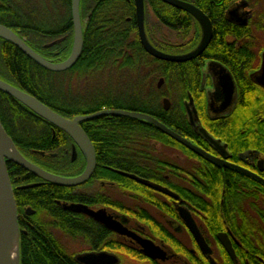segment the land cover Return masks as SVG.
Here are the masks:
<instances>
[{
    "label": "trees",
    "instance_id": "1",
    "mask_svg": "<svg viewBox=\"0 0 264 264\" xmlns=\"http://www.w3.org/2000/svg\"><path fill=\"white\" fill-rule=\"evenodd\" d=\"M234 1L192 0L191 2L201 9H205V5L210 8L209 10L218 8L220 13V9L225 10ZM71 2L72 0H0V25L25 38L31 49L43 56L49 55L53 50V61L58 62L69 56L72 47ZM144 2L146 7L156 13V22L149 25V22L147 23L146 32L149 41L159 50H170L162 42L153 43L152 40L163 37L160 28L166 23L162 13L172 8L158 0H144ZM134 9L133 0H80L83 49L77 63L65 72L54 73L39 67L12 44L0 39V79L29 93L44 105L53 108V111L62 117L73 118L102 109L126 110L128 106L118 102L119 93L123 95L122 92L130 87V82L122 83L119 90L116 75L121 73L124 82L131 80V77H128L131 74L133 90L143 97L146 94L144 88H148L151 102L150 107L133 105L131 111L147 114L179 133L182 118L178 113L175 120L165 119L158 116V110L151 108L155 106L160 109L163 97H167L173 103V100L175 101L180 95L178 91L183 86V79L179 73L185 72L182 69L184 65L149 57L140 47L138 40L131 38L132 35L136 36ZM171 11L175 12L173 9ZM217 18L216 12L215 19ZM226 32L221 27H216L215 36L205 55L210 58L217 55L225 56L223 59L228 69L235 82L242 88L244 99L237 113L239 122L234 126L233 131H229L226 120L221 126L215 124L213 127L214 123L208 122L207 125L204 123L203 127L211 135L224 141L230 138L236 139L241 133V135L264 137V93L249 83L246 77L240 78L243 76L242 71L246 75L248 70L254 68L255 53L251 50L252 38L242 37L245 41L242 45L247 50L244 49L241 54L242 52L235 49L234 53H236L233 54L232 47L220 44V38ZM58 40V43L49 46L52 47L51 49L43 47ZM130 54L136 58L135 62L129 61ZM193 76L195 74L191 75L192 80ZM161 78L164 79L165 85L163 89L157 90L156 82ZM89 81L93 83L102 81L111 85L110 90H106L104 95L95 97L97 99L91 103L92 105L90 104L91 106L87 104L86 93L83 90L85 88L82 91L77 90L78 86H85ZM113 85L117 87L114 92ZM186 86L184 84V87ZM71 93H78V99L70 98ZM81 94L84 95V100ZM126 96L127 93L123 95L125 98ZM42 120L17 101L0 92V122L17 150L30 162L56 175L70 176L78 172V165L72 164L69 156L64 153V149L69 147L72 139L64 131H57L53 142H50L47 134H44L45 126ZM242 123L249 124L248 130L243 128ZM31 124L33 128L29 126ZM35 124L41 129L36 133H34ZM81 128L92 141L99 166L134 174L169 187L189 205L192 211L199 214V227L203 235L214 237L225 228H229L235 234L242 247L241 253H237L238 264H245V259L248 264H264V220L259 223L252 219L248 212L261 215V211L258 208L247 209L240 204H233L229 198L230 192L224 183V176L188 174L172 160L161 157L158 150L150 146L149 141L154 145L159 144L176 151L182 150V147L141 120L101 116L81 123ZM37 138L46 142L37 141ZM52 147L53 158L45 155L51 152ZM30 149L45 156L32 155L29 153ZM6 170L10 181L15 180L16 184L20 183L18 180L21 178L27 180L32 178L31 174L12 163L6 164ZM164 176L168 178L165 179ZM102 177H105V180H110L108 177L114 178L115 181L112 179L111 181L115 183L117 181L125 191L138 189L144 193L142 196L144 199L156 202L161 198L155 192L140 187L128 178L108 171H105ZM52 188L53 195L49 190ZM68 191L69 189L65 187L51 184L25 191H13L17 215L21 213L24 202L33 207L43 206L49 209L48 214L43 212L44 209L40 211L38 209L39 212L42 211L39 220L33 219V223L24 226L26 236L20 233V264H75L73 255L67 254L65 246L58 239L53 238L52 233L75 237L82 232L81 226L79 227L73 218L75 216L56 209L54 205L52 208V200L69 199L65 198ZM241 199L240 197L239 200ZM73 200L82 202L81 197H74ZM46 215L50 223L45 222ZM20 224L22 225L21 222ZM105 238V242L108 241L107 247L128 252L124 246H116L112 240L109 241L111 239L109 234Z\"/></svg>",
    "mask_w": 264,
    "mask_h": 264
},
{
    "label": "flooded vegetation",
    "instance_id": "2",
    "mask_svg": "<svg viewBox=\"0 0 264 264\" xmlns=\"http://www.w3.org/2000/svg\"><path fill=\"white\" fill-rule=\"evenodd\" d=\"M178 1L196 7L199 11L203 13V15H205L211 25V39L202 54L196 57L195 59L182 63H173L178 65H184L182 69L185 72L179 73L183 79V86H181L182 88H179L178 92L180 95L176 98L175 101L173 100V103L167 97H163L161 99V108L158 109V116L163 117L165 119L175 120L178 113V115L182 118V121L180 120V132L177 133L173 129L171 130L179 134L181 137L185 138L187 141L191 142V144L197 146L199 149L208 154L211 158L217 160L219 163H217V165L213 164L203 159L202 157L196 155L181 144L179 145L182 147V150L176 151L174 149H169L167 147L161 146L159 144L154 145V143L151 141H149L148 143L151 147H155L158 150V153L161 157L167 160H172L173 162L178 164L184 172H188V174H219L221 176H224V183L226 185V189L230 192L229 198L231 199L232 203L235 205L240 204L242 207L247 209L258 208V210L261 211V215H254L252 212H248L250 213V217L252 219L260 223L262 220H264V137L249 136L246 134L241 135V133L240 136H238L236 139L230 138L227 139V141H224L222 138H218L211 135L203 126H205L204 123L207 125L208 122L214 123L212 124L213 127L215 126V124L221 126L226 120V124L229 127V131H233L234 126H236V124H238L239 122L237 113L240 103L244 99L242 96V88H240V86L235 82L232 73L228 69L225 60L223 59L225 56L217 55L212 56L210 58L209 56L205 55V52H207L215 36L216 27H221L222 30L227 31L225 34L222 35V38H220V44H222V46L224 45L225 47H232L233 54L236 53H234L235 49L236 51L242 52L241 54H243L244 49L247 50L246 47L242 45L245 44V41L244 39H242V37L250 36L252 38L253 48L251 50L253 53H255V62L253 65L254 68L248 70L246 75L245 73L243 74L242 71L243 76H241L240 78L246 77L249 83L254 85L256 88H259L264 93V90L261 87L257 86L252 79V76L260 68L261 54L264 51V47L262 48V46L264 45V0H235L225 10L224 8L223 10L220 9L221 14L218 12V8H211L212 10H209L210 8H208L207 5L204 6L205 9H201L195 6V4L191 2L192 0ZM171 8L175 12H172V9H167L164 10V12L162 13L163 20L166 23V25L161 26L160 28L163 33V37L161 39L152 40L153 43H156L157 41L162 42V44L165 45L166 48H170V50H159L149 41L146 32V29L148 27L147 23L149 22V25L156 22V13L153 9L146 7L144 2L143 27L145 37L150 46H152L154 49L163 54L172 56H185L191 54L196 49H198V47L204 40V26L189 13L173 7ZM216 12L218 13V20L215 19ZM134 20L136 36L134 37V35H132L131 38H136L140 44V47L142 48L138 34L136 16L134 17ZM243 22H245V24ZM218 34L220 35L221 33ZM21 39H23L27 44L25 38ZM51 44L52 42L45 44L43 47L45 49H51L52 47H49L52 46ZM27 46L29 45L27 44ZM142 50L144 51L143 48ZM220 53L219 55H221ZM37 54L44 58L47 62L55 64L61 63L68 58L67 57L64 60L54 62L52 58L53 50H51L49 52V55L47 56H43L41 53ZM148 56L151 57L150 55ZM228 56L230 57V55ZM135 60L136 58L130 54L129 61L135 62ZM211 62H214V64L223 67L231 75L235 83L236 90L234 102L232 104L231 109L226 114H218V111L221 107V99L216 96V92L214 89V83L216 80L218 69L216 65L212 66L209 69L207 65ZM192 74H195V76H193V80L191 78ZM128 77H131V80L128 79L127 81L122 82V74L118 73L116 75L118 87L119 84L121 86L122 83L128 84L130 82V87L126 89L128 91L126 98L123 97V95H120L119 93L118 102L121 105L128 106V108L123 111L132 112L131 107L134 105L132 98L134 87L132 83L133 79L131 74ZM0 80L3 81L2 79ZM160 80L162 82L159 86ZM7 84L18 90H21L20 88L15 87L14 84ZM184 84H186L187 86L184 87ZM164 85V79L161 78L156 82V89L161 90L164 88ZM118 89L120 90V88ZM144 90L146 94L142 98L147 104V106L150 107L151 102L149 100V89L144 88ZM129 92H131V94ZM27 94L30 95L29 93ZM164 100H167L169 103L167 109L163 103ZM48 108L53 111V108ZM188 112L195 113V116L197 118L196 125L202 126L214 140L218 141L219 146L223 148L224 154H222L221 151H219L218 149H215L210 146V144L207 143L201 136L196 134L194 128L190 125ZM43 123V125L45 126L44 134H47L50 142H53L54 138L57 135V131L61 132L62 130L57 129L46 121H43ZM242 125L244 126L243 128L248 130L249 124L242 123ZM29 126L31 128L34 127L32 124ZM35 128L36 129H34V133L41 130L40 128H37L36 124ZM188 132H190L191 134ZM84 133L86 134L85 131ZM87 137L90 140L88 135ZM37 141H40L42 143L46 142L41 138H37ZM90 142L92 144L91 140ZM29 153L41 157L49 155L53 158V147L51 152L45 155L41 152H37L32 149H30ZM64 153L69 156V159L72 164L76 163L78 165V172H75L70 176H59L54 174L53 172H49L46 169H43L42 167L32 162L31 163L39 167L43 171L55 176L64 178H75L80 176L86 168V160L85 156L80 151L79 147L74 144L73 140H71V142L69 143V147L64 149ZM73 153L75 154L74 157ZM94 154L95 167L90 178L81 185L68 188L65 187L69 189V191L66 193L65 198L69 199L52 200V208L54 205L56 209L64 213H69L70 216H75L73 218H75L74 220L76 224L79 225V227L81 226L82 232L75 237H65L61 234L59 235L57 232H52L53 238L58 239L60 243L65 246L67 254L73 255L72 259L75 264H78L74 260V257L76 255L100 252H105L114 255L119 260L118 264H210L209 260L205 258L201 253L195 239L187 230L185 224L181 220L178 213V208L183 207L187 209L191 215V218L200 230L199 214L195 211H192L189 205L185 201H183V199H181V197L176 192L170 190V188L167 186L154 183L148 179L139 177L134 174L130 175H134L135 177L141 180H145L147 182L153 183L169 190L170 192L176 194L179 197L180 201L170 198L162 192L151 189L131 179L130 180L133 181L135 184L147 189L148 191L155 192L161 198H159L155 202L152 200L144 199L142 197L144 196V193L138 191V189L130 192L125 191L122 189L121 185L117 184V181L116 183L111 181V179L114 180V178L108 177L110 180H105V177H102V175L104 176L105 171H108V173L110 172L114 175L127 178L122 174L129 173L107 168L105 166H99L95 150ZM170 155H172L173 157ZM27 173L31 174L29 172ZM164 178L167 179L168 177L164 176ZM18 181H20L19 184H16L17 181L15 180H13L12 182L10 181L13 191H25L28 189L40 188L46 186L47 184H50L40 180L34 175H32V178L28 180L25 178H21ZM49 190L53 195V188ZM74 197H81L82 202H78L77 200L74 201ZM240 197L242 198L241 201L239 200ZM71 204L84 205L93 212L103 210L107 215L111 216L115 222L121 224L128 232H130L134 236V238L149 241L155 247L159 248L164 253L165 259L162 261L149 259L142 253L141 246L135 239L126 236H121L117 233H113L88 216L82 214H75L64 210L63 206H68ZM38 209L39 211L40 209H44L45 211L43 212H47L48 214L49 209H46V207H33L27 205V202L23 203L21 213L17 215V224L19 232L22 233L24 236L27 235L24 226L28 223H33V219L39 220V218L41 217L40 213L42 211L39 212ZM47 216L48 215H46L44 218L45 222L50 223V221L48 220L49 218ZM20 222L22 223V225L20 224ZM149 224H151V226H149ZM107 234H109L111 238L109 241L112 240L116 246H124L128 252H121L118 248L117 250H115L107 247L108 241L105 242V237ZM201 234L206 244L210 248V258L216 264H238L237 253H241L242 247L237 241L235 234L230 231L229 228H225L224 231L216 233L214 237L205 236L202 232ZM220 234H225L227 239L230 241L235 259H231V257L221 246L218 240V236ZM78 242H80L81 246L83 247V250L74 254L71 252V249H69L67 245H70L72 243L75 244ZM244 261L245 264H248L246 259ZM259 261L261 262V260Z\"/></svg>",
    "mask_w": 264,
    "mask_h": 264
},
{
    "label": "water",
    "instance_id": "3",
    "mask_svg": "<svg viewBox=\"0 0 264 264\" xmlns=\"http://www.w3.org/2000/svg\"><path fill=\"white\" fill-rule=\"evenodd\" d=\"M135 5V16L137 21V28L138 34L140 38V42L144 51L150 55L151 57L155 58L159 61L170 62V63H182L187 62L190 60L195 59L207 47L210 39H211V25L209 20L203 15L201 11H199L196 7L183 3L178 0H159L173 8L185 11L196 18L203 26L204 31V40L201 45L196 49L193 53L185 55V56H172L163 54L152 46L149 45L145 34H144V27H143V16H144V0H133ZM230 13V12H228ZM71 22L73 28V39H72V47L68 58L61 62V63H49L44 58L39 56L36 52H34L23 39H21L15 32L10 30L9 28L0 25V39L9 42L15 48H17L22 54L32 60L35 64L39 67L54 73L65 72L71 69L79 60L82 49H83V27L80 17V0H72L71 2ZM245 24V22H243ZM58 41H54L51 45L58 43ZM217 66V75L216 80L214 83V89L216 92V96L221 99V107L218 111V114L228 113L231 109L232 104L235 98V83L231 77V75L221 66L214 64V62L209 63L207 66L210 69L212 66ZM253 82L261 87L264 90V51L261 54V65L259 70L252 76ZM161 80L159 82V86L161 84ZM0 92L6 94L7 96L11 97L19 104L26 107L32 113H34L37 117L43 119L44 121L50 123L54 127L64 131L76 144L80 151L85 156L86 160V168L84 172L75 178H64L49 174L39 167L35 166L31 162H29L26 158H24L21 153L15 147L13 141L9 138L6 134L1 122H0V202L1 205L9 215L10 220L13 224L14 230L17 234V244H18V260L17 264H20V255H19V228L17 224V211L16 205L14 201L13 190L11 187V183L9 180V176L6 170V164L12 163L23 170L31 173L35 177L39 178L40 180L50 183L59 187H75L78 185L83 184L87 181L95 167V154L93 150V146L88 139L87 135L81 129L80 124L86 121H91L95 118L101 116H112V117H125L131 119L141 120L151 126H153L156 130L163 133L173 141L177 142L178 144L183 145L184 147L188 148L190 151L195 153L196 155L202 157L203 159L216 164L219 163L217 160L211 158L208 154L203 152L197 146L191 144V142L187 141L185 138L181 137L179 134L175 133L173 130L159 122L157 119L142 113L137 112H129L123 110H100L95 113L86 114V115H79L75 116L71 119H67L62 117L61 115L55 113L40 101L35 99L34 97L28 95L27 93L18 90L7 83L0 80ZM164 105L169 106L167 100L163 101ZM189 122L190 125L194 128L197 135L201 136L207 143L210 144L215 149L221 151L222 154L223 148L219 146L218 141L214 140L211 135L200 125H196L197 118L194 112H188ZM73 153V157H74ZM123 176L134 180L144 186H147L151 189L157 190L159 192L164 193L165 195L173 198L177 201H180L179 197L170 192L169 190L162 188L158 185L153 183L147 182L145 180H141L134 175L130 174H122ZM64 210L75 214H82L92 218L94 221L98 222L99 224L103 225L107 230L117 233L121 236H126L129 238L135 239L139 245L141 246L142 253L152 260H164V253L157 247H155L151 242L139 240L134 238V236L128 232L121 224L115 222L113 218L107 215L103 210L98 212H93L89 210L86 206L81 204H71L68 206H63ZM178 213L185 224L187 230L191 233L193 238L195 239L201 253L205 258L209 260L210 264H216L210 258V248L206 244L199 228L191 218L190 213L187 209L180 207L178 208ZM218 240L227 254L231 257V259H235L233 249L231 247L230 241L227 239L225 234H220L218 236ZM2 245L0 242V264H4L3 259V251ZM74 260L78 264H118L119 260L114 255L100 252V253H85L79 254L74 257Z\"/></svg>",
    "mask_w": 264,
    "mask_h": 264
},
{
    "label": "rangeland",
    "instance_id": "4",
    "mask_svg": "<svg viewBox=\"0 0 264 264\" xmlns=\"http://www.w3.org/2000/svg\"><path fill=\"white\" fill-rule=\"evenodd\" d=\"M110 87H111V85H109L108 83H103L102 81H96V83H93V82L89 81V82H87L85 84V86L84 85L78 86L77 90H81L82 91V89L85 88L83 90H85V93H86V94L85 93L84 94L86 95L87 104L89 106H91L92 105L91 103H94V101H96V99L98 97H100L101 95H104L106 90H110ZM118 88L121 89V86L119 85ZM114 89L115 90L117 89V87L115 85H113V87H112V91L113 92L115 91ZM127 92L128 91H124V92H122V94L124 95ZM129 93L131 94V92H129ZM78 96H79L78 93L77 94L71 93V95H69V97L72 98V99H76V98L78 99ZM81 96H82V94H81ZM95 97H97V98H95ZM132 98H133V104L134 105L147 106V104L144 102L143 98L140 96V94L138 95V92L136 90L133 91V97ZM82 99L84 100V97ZM151 109L152 110H158V108L155 107V106H153ZM170 156H172V155H170ZM72 244L67 245L68 248L71 249L72 253L75 254V253L80 252V251L83 250V247L81 246L80 242L75 243V244L72 243Z\"/></svg>",
    "mask_w": 264,
    "mask_h": 264
},
{
    "label": "bare ground",
    "instance_id": "5",
    "mask_svg": "<svg viewBox=\"0 0 264 264\" xmlns=\"http://www.w3.org/2000/svg\"><path fill=\"white\" fill-rule=\"evenodd\" d=\"M0 242L2 245L4 264H17L18 244L17 234L9 215L0 202Z\"/></svg>",
    "mask_w": 264,
    "mask_h": 264
}]
</instances>
